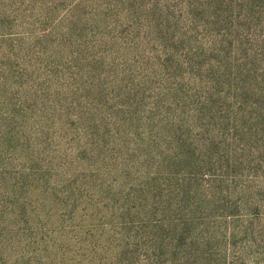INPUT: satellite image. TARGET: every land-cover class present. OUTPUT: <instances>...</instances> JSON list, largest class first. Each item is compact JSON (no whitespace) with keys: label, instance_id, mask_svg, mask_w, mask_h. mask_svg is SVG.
<instances>
[{"label":"rangeland","instance_id":"374dc122","mask_svg":"<svg viewBox=\"0 0 264 264\" xmlns=\"http://www.w3.org/2000/svg\"><path fill=\"white\" fill-rule=\"evenodd\" d=\"M0 264H264V0H0Z\"/></svg>","mask_w":264,"mask_h":264}]
</instances>
